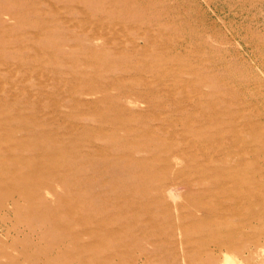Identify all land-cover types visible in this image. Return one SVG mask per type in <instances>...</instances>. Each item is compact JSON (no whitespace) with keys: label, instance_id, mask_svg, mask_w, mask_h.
Segmentation results:
<instances>
[{"label":"rangeland","instance_id":"rangeland-1","mask_svg":"<svg viewBox=\"0 0 264 264\" xmlns=\"http://www.w3.org/2000/svg\"><path fill=\"white\" fill-rule=\"evenodd\" d=\"M110 82L108 100L101 102L97 91ZM160 82L172 101L152 97ZM119 90L130 98H119ZM140 96L164 109L152 112L138 101ZM197 102L205 109L211 103L221 120L218 130L230 138L224 141H234V155L227 161L236 167L237 155L245 149L246 171L250 177L261 171L264 191V0H0V264H66L69 252L64 250L70 244L62 237L85 229L82 220H66L63 213L74 206L65 189L56 181L41 186L23 166L32 154L14 147L28 138L25 133L9 135L23 117L34 118L35 127L42 125L57 148L99 127L108 131L109 124H99L104 115L113 118L106 107L128 115V126L139 132L155 129V139L168 141L163 131L170 129V111ZM11 106L18 109L12 112L18 117L14 120L7 119ZM155 112L162 113L159 120H153ZM211 166L227 168L217 162ZM152 169L162 185L184 181L176 173L185 169L184 163L170 171L155 163ZM19 187L35 188L43 206L56 212L54 220L42 224L29 216L27 203L13 192ZM211 187L206 183L198 188ZM187 194L185 187L174 200L166 194L164 203L170 208L159 212L162 224L152 232L154 247L144 241L121 264H136L134 258L144 253L151 255L150 261L137 264H224L226 259L225 264H264V204L253 208L258 216L248 220L250 228L240 243L202 252L197 242L201 235L190 227L196 220L192 213L198 214L193 211L199 209L198 193L190 192V199ZM63 196L66 203H58ZM204 201L203 211L214 206L213 197ZM180 206H188L184 212L191 215L183 220L186 234L169 229L181 223ZM75 211L78 217L84 214ZM236 223L225 219V225Z\"/></svg>","mask_w":264,"mask_h":264},{"label":"bare ground","instance_id":"bare-ground-1","mask_svg":"<svg viewBox=\"0 0 264 264\" xmlns=\"http://www.w3.org/2000/svg\"><path fill=\"white\" fill-rule=\"evenodd\" d=\"M126 15L127 13L125 17ZM110 85L111 82L108 85H101L98 89L97 93L101 95V102L108 100L107 92L112 87ZM162 85L160 82L159 88L155 92H151L152 97L154 99L157 97L159 99L168 98L172 101L169 96L170 91L164 89ZM119 92V98L129 99L131 96L122 90ZM150 99L145 101L140 96L138 101L145 102L152 112L156 108L164 109L160 105L153 107ZM181 104L177 110L175 107V109L169 110L168 116L171 119L166 121L170 123L171 131L169 129L164 132L162 128H159L163 134L167 135L168 141L155 139L157 135L155 129L139 132L128 126L126 119L129 116L123 115L122 110L114 107H106V112L113 115L112 119L106 115L102 118L100 115L102 119L99 120V124H109L110 129L108 131L99 127L92 134L85 133L79 138L71 137L70 143L64 144L62 148H57V143H55L52 135L46 132L45 128L41 127L42 125L40 127L33 126L36 124L34 118L25 116L24 119H21L23 121L19 126L9 130L10 136L25 133L28 138L26 142H19L14 147L22 153L32 154L30 161L23 164L28 175L39 179L42 182L41 186L48 187L53 183L52 181H56L62 186L68 194V198L70 196L72 200L70 205L74 206V208L71 207L63 213L67 219L63 218L75 223L82 220V224L85 225L83 231L68 233L62 237L70 244V249L64 250L69 252L65 261L66 264H121L125 257L130 252H135V249L140 247L144 241L153 246L152 232L162 224L159 212L170 208L168 204L164 203V198L168 193L170 198L174 200L178 196V189L182 187H185L188 192L186 198L192 191L198 193L199 209L193 210L194 213L198 214L192 213L193 216H196V220L192 221L190 227L193 232L201 235L197 242L200 244L202 252L211 247L219 250L228 249L233 243H240L245 237L244 230L250 224L248 220L258 216L253 208L259 207L260 209L264 204V191L260 183L262 173L256 171L251 177L248 175L245 149L238 151L237 157L239 156V158L235 164L236 167L228 162L229 159L227 161V158L234 155L235 143L234 141L232 143L224 141L229 137L227 138L225 132L218 130L221 120L220 118V121L217 120L219 115L214 114L210 106L211 103L206 109L205 105L203 108L198 102L192 106ZM96 107H93V111L100 112V107ZM11 109H9L10 115L7 116V119L14 120L17 115L12 112L18 109L13 106ZM165 112L167 111L165 110ZM152 115L153 120H159L162 113L156 114L155 112ZM139 116L145 117L142 114ZM171 116L176 117L172 118ZM95 138H99L105 143L98 145L93 141ZM178 143L180 147L176 146ZM83 145L84 149H82ZM138 154H142L143 157H138ZM198 159H202L203 162L198 161V163ZM213 162H217L218 165L226 164L227 168L214 169L211 166ZM155 163L159 164L161 168L164 167L165 171L177 169L179 163H184L185 169L176 172L181 174L184 181L176 182L173 180L167 185H162L161 181L154 179L157 178L152 169ZM56 167L61 172H58V169L54 171ZM40 177L43 178L40 179ZM44 177L46 180L42 181ZM206 183L212 186L211 190L198 188ZM13 192L18 194L20 200L27 203L29 216L39 219L42 224L54 220L55 211L53 212L51 208L43 206L35 188L19 187L14 188ZM209 196L213 197L214 206L203 211L201 206H204L203 201ZM57 201L63 204L67 199L65 200L63 196ZM40 203L45 211L40 209ZM76 208L84 213L82 217H78ZM187 208L188 206H180L182 214H180L178 221L181 223L176 227L170 226L171 231L176 230L186 234L187 230L183 227V220L191 216L184 212ZM188 210L190 211V209ZM226 218L235 219L237 223L225 225ZM183 233L181 234L183 235ZM186 241L188 242V240ZM195 241L193 240V242ZM127 258L129 257L127 256ZM142 259L149 262L151 255L144 253L140 257L134 258V261L137 264ZM187 260L192 261L191 257H187Z\"/></svg>","mask_w":264,"mask_h":264}]
</instances>
